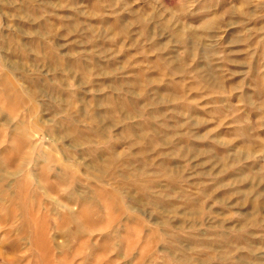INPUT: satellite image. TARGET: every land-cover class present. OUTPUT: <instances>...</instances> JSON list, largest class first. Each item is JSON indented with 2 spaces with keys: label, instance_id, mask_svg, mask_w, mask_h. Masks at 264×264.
I'll list each match as a JSON object with an SVG mask.
<instances>
[{
  "label": "rangeland",
  "instance_id": "1",
  "mask_svg": "<svg viewBox=\"0 0 264 264\" xmlns=\"http://www.w3.org/2000/svg\"><path fill=\"white\" fill-rule=\"evenodd\" d=\"M0 264H264V0H0Z\"/></svg>",
  "mask_w": 264,
  "mask_h": 264
}]
</instances>
